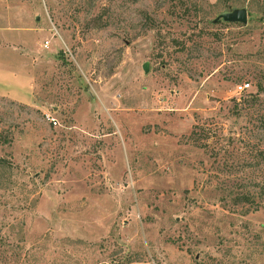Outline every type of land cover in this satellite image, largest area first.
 Returning <instances> with one entry per match:
<instances>
[{"label":"rangeland","instance_id":"obj_1","mask_svg":"<svg viewBox=\"0 0 264 264\" xmlns=\"http://www.w3.org/2000/svg\"><path fill=\"white\" fill-rule=\"evenodd\" d=\"M174 4L0 0V264H264V18Z\"/></svg>","mask_w":264,"mask_h":264},{"label":"trees","instance_id":"obj_2","mask_svg":"<svg viewBox=\"0 0 264 264\" xmlns=\"http://www.w3.org/2000/svg\"><path fill=\"white\" fill-rule=\"evenodd\" d=\"M173 3V11L171 16L175 17V21H185V19L192 17L197 19L202 29L205 30L208 26H213V20L210 19L212 13L220 10L225 11L233 9L243 3L242 7L248 9L249 21L247 26L239 23H224L231 25H238L243 28L250 27L249 25L257 21V19L264 18V0H219L216 4L210 3L208 0H171ZM181 4L182 13L177 15V6ZM261 16V18L259 17ZM222 23V22H221ZM264 155V152H262ZM258 166H261L259 164ZM253 162H244L242 166L233 167L234 171L239 173L229 186V192L233 195L234 205L249 206L253 211H259L264 208V166L257 168ZM229 167H227L228 169ZM12 170L9 164L4 159L0 158V179L5 173ZM229 173L232 169L228 170ZM256 175V176H255ZM3 179V178H2ZM231 187V188H230Z\"/></svg>","mask_w":264,"mask_h":264},{"label":"water","instance_id":"obj_3","mask_svg":"<svg viewBox=\"0 0 264 264\" xmlns=\"http://www.w3.org/2000/svg\"><path fill=\"white\" fill-rule=\"evenodd\" d=\"M220 21L247 25L249 22L248 9L246 7H236L232 10H225L213 20V24H217ZM144 68L146 71H148V65H145Z\"/></svg>","mask_w":264,"mask_h":264},{"label":"built area","instance_id":"obj_4","mask_svg":"<svg viewBox=\"0 0 264 264\" xmlns=\"http://www.w3.org/2000/svg\"><path fill=\"white\" fill-rule=\"evenodd\" d=\"M250 88V84H239L236 87V93L237 94H243L244 92H246L248 89Z\"/></svg>","mask_w":264,"mask_h":264}]
</instances>
